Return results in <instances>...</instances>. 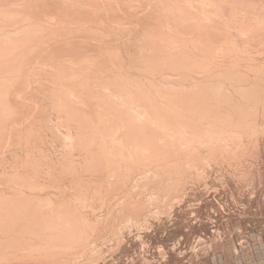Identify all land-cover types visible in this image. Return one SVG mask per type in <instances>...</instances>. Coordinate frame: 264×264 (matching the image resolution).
Segmentation results:
<instances>
[{
	"label": "bare ground",
	"instance_id": "obj_1",
	"mask_svg": "<svg viewBox=\"0 0 264 264\" xmlns=\"http://www.w3.org/2000/svg\"><path fill=\"white\" fill-rule=\"evenodd\" d=\"M58 1L61 2L62 0L61 1L58 0ZM65 1H71V0H65ZM128 1H133V0H128ZM144 1L146 2V0H144ZM160 1H163V0H160ZM160 1H158V4H160L159 3ZM170 1H171V4L174 6V9H171L169 7L170 4L167 3V2H169V0H167L166 3L169 5L167 8H170L169 10L168 9L167 10H168V14L171 13V15L173 17V19H172L173 21L168 20L170 16L167 15L169 17L166 16V18H164L166 20L160 21V23L162 22L161 25L156 26V27H158L157 30H155L156 29L155 25L153 26L154 28L147 25V27L149 26L148 28H150V31L153 29H154V31L151 32L152 34H149V35H146L148 33L143 32L144 34L146 33L145 35L147 36L145 38L146 39L145 41L147 43H146V45L142 46L144 49V54H142L140 52V47H139L140 44H139L137 49H135V50H137L138 53L135 51V53L133 54L132 53L133 50H132V52H130L128 55L130 56V61L140 62L141 64L144 62V63L148 64L146 70L151 75H155V74L161 75V73H166V72L167 73L169 72L172 74L173 73L174 74L181 73L183 76L178 77L177 81L176 80L174 81V79H176V78L171 79L170 77H164L163 76L164 74H162L160 76V77H162L161 84L158 83V84H160V88L159 87L155 88L151 83V85L154 87L152 90H150L152 87L151 88L148 87L150 89H144V88H146L145 86L142 85L144 87L143 88L141 85H139L140 83L137 84L136 81L131 80L129 78V76H127V74L126 75L124 74L128 70L123 72V64H124L123 63V57H122L123 52L121 53L120 50L113 51V50L109 49L110 47L109 48L105 47V45L102 44V43H104V41L99 43L100 48H97L95 46H90V45H87L89 48H86V46L83 45V42H82V40H79V37H82V34H85L87 36L86 31H83V29L85 28V25L83 26L82 31H80V33L81 32L82 33L79 37L74 38L75 34L73 35V31H72L73 38L76 40L69 42L65 39V41H67L66 42L67 46L69 45L68 48H65V49H64V47H61V48H62V50L64 49L66 51H69L70 53H68V54H71V52H72V55H73V53H74V55H75V53L77 54L78 50L86 48V50L84 49V51L85 52L88 51V54L85 55L83 52L81 54L82 57L80 55H79V57H76V56L70 57L69 55L65 54L66 56H69V58L66 57L67 58V60H66V58L64 57V54L62 52L63 57L66 60V61L64 60L65 61V62H63L64 64L60 62L63 59L60 60V58L57 57L56 60L51 59L49 65H47L50 68L49 69L47 67L48 70H51V69H54V67L60 66V65H56V64H58V61L61 64H63L59 68L60 73H56V74H60L59 76L57 75V77H59V78L61 77V80H63V79L64 80L62 82L59 80L61 86H58L56 84L58 86V87H56V89L60 93L61 98H63L62 100L65 99L64 102H66V103H64V104H66V105H64V104L63 105H64V108H66L67 111L69 112V115L67 114L68 116L66 118L68 120L67 122L70 123L69 121L75 120V117H76V119L80 123V128L82 130L84 129L83 132L80 131L81 129L78 130L80 133V136H77L74 138H72V137L70 138V136H69L70 140H72L71 145L73 143L74 147L82 150V152H84V154H86L84 159L81 158V160L83 159V164L80 165V167L79 166L77 167V166H75L76 163L74 164V162L69 161V160H72V159H70L71 157L70 158L66 157L67 159H66L65 167L62 170V172L65 175V177L70 175V176H75L77 178L80 173H88V174H86L87 177L89 174H92V175L94 174V177H95V175H97L96 177L99 176V178H97L99 180L96 179L98 181V183H96L95 185L93 184L94 186H91V184L93 182L89 181V182H91V184H89V187H87V190H85L83 188V185H80L82 183V182H80L82 179H79L80 176L78 177V182L74 185L72 184L74 186L73 188L76 189L75 192L78 191L77 194H75L76 199L79 200L78 202L81 203V207L83 209L87 208L86 203L93 200V197L90 200V198L88 197L90 194H87L86 192L91 190V191H93V195L95 198H100L102 196V192L105 190L106 187H107L106 191H109L110 193L121 191V189L125 188L124 184L126 181L123 183V180H125V179L129 180L135 174H137V173L139 174V172H141V171L143 173L145 171V175L142 176L141 178L140 177L138 178V179H140L139 181H137L138 187H143V188L153 187L156 190L157 189L160 190L164 194H166L167 192H169L168 194H170L172 189H174V188L176 189V188L183 187L185 189L186 188L185 184H187L191 180H195L194 177L197 178L198 181H203L205 179V174H201L199 172V166L205 165V163H204L205 157H203V151L204 150H206L208 154L213 155L217 162L220 161L222 163H230L232 160H237V159L242 160L245 157L244 153L246 152V150H243V151L238 150V151L233 152L232 155L228 154V156L225 157V154H227L226 150L228 148H230L231 145L227 142H221L218 144H213V143L220 142V139L217 137V135H221V133L224 131H228L230 137H232V138H234L236 136V134L238 133V132H236L237 129H239V133L241 135H244L246 130H249L251 127V124H250L251 122L247 123L246 120L251 119L253 121L257 118V116L259 115V112L261 111L262 108H263L262 110L264 111V64L259 65V66L258 65L255 66V64H256L255 59L257 57L253 55L254 52H260L261 50H264V41H263L264 39H262V38L260 39V36L258 35L260 33L259 31H261L263 28L261 26L260 28L258 27L261 30H259V29L254 30V27L251 24L254 22L256 23L257 21H262L261 17L263 16V14H261V16H259L258 11H257L258 14H256L254 11H256V9H258V7L260 8V3L263 0H238L237 1V5H240L242 7V8H240V11H237V13L240 12V14H241V15H239L240 17L245 16L247 13L253 14V15L255 14L254 17H252V18L250 16V19H252V21H250L251 22L250 24H248V23L245 24L243 22V26H242L243 30L238 23L239 22L238 20L240 18L237 16V13L232 14L230 12L229 13L225 12L227 10V8H225V6H223L220 2H216L214 0H170ZM17 2L24 3L25 9L29 6L28 0H7V1H4V6H6L7 9L6 10L4 9L3 11H4V13L7 12V14L5 15L4 13H2L0 11L2 13V14H0L2 16V18L0 16V18H1L0 20L7 22V19H5V17L7 18V16H8V21L10 20L9 18H11V15L13 13L12 9H14L13 4H15V6H16ZM36 2H37V0H36ZM39 2L40 1H38V3ZM115 2H117V1H115V0H76V1H74L73 0L71 2H66L62 6H59V4H58V5H56V7L53 5H50L48 7H44V8H46L45 9L46 12L43 11L44 12L43 14H42L40 8L35 9V11L38 12V10H40L39 12H41V15H44V17L46 18L43 20L42 17H40L41 20H43V21H46V20L50 21L51 20L52 25L59 24V23H61V21H64V20H67V21L72 20V22H74V24H75L77 22L83 23L86 19H89L90 22L91 21L93 23L96 22V24L101 23V26H103L102 24H105V19H106L107 15H109V14L105 15L104 14L105 11H103V9H105L106 6L107 7L109 6L110 7L109 9L113 8L112 6H116L119 3V2H117V3H115ZM125 2L126 1H124V3ZM148 2L149 1H147V3ZM156 2H157V0H156ZM156 2L154 3L155 5H156ZM194 2L198 3V5H195ZM54 3H55V1L53 2V4ZM78 3L81 5H79ZM142 3H144V2H142ZM222 3H224V2H222ZM122 4H123V2H122ZM224 4L226 5V2ZM234 4H236V3L234 2ZM20 5H17V7H19ZM75 5H77V6H75ZM130 5L131 4H129V6ZM160 5L162 6V4H160ZM230 5H232V4H230ZM237 5H234V6L236 7ZM0 6H2L1 3H0ZM8 6H10L12 8H8ZM33 6H35V4H33ZM152 6H153V4H152ZM226 6L228 7V5H226ZM234 6L232 5V7H234ZM17 7H16V9H17ZM29 7H31V6H29ZM29 7L27 8L26 13L30 14V12H28V10H30L31 8L29 9ZM35 7H37V6H35ZM71 7H79L78 8L79 10L76 8H71ZM121 7H124V6L121 5ZM144 7H145V5H144ZM232 7L230 6V8H232ZM243 7L245 9H246V7H248L247 9H250V7L255 8V9L254 10L251 9L249 12H247V10H246V12H245V11H242V10H244ZM18 9H20V8H18ZM160 9H158L157 11H159ZM187 9L189 12L185 11ZM236 9H237V7H236ZM262 9H263V6H262ZM114 10H116V9H114ZM134 10L137 11L136 9H134ZM148 10H149V8H148ZM151 10L152 9H150L149 11L152 12ZM18 11H17V13H18ZM33 11H34V9H33ZM35 11H34V13L36 14L37 12H35ZM125 11H127V10H125ZM263 11L260 13H263ZM117 12L118 11L113 12V10H112V14H117L118 17H121V18L123 16H125V18L129 17V16L126 17V15L122 16L123 13L119 14ZM119 12H121V10H119ZM129 13H131V12H129ZM136 13H138V12H136ZM162 13H163V11L161 12V16H162ZM3 14L5 15V17L3 16ZM17 15H19V14H17ZM30 15L32 16V14H30ZM30 15H25V16L31 17ZM21 16H19L20 20H22L21 18L24 17V16L23 17H21ZM36 16L38 17V15H36ZM136 16H138V15H136ZM3 17L5 20H3ZM32 17H34V15ZM259 17H260V20H258ZM11 19H13L12 24H14V22H15L14 20H17V19H15V16ZM128 19H130V18H128ZM24 20L26 21L27 19L24 18ZM29 20L32 21L31 19H29ZM33 20H35V18ZM159 20H161V19H159ZM254 20H257V21H254ZM119 21H122V20L120 19ZM34 22L36 23V20ZM0 23H2V22H0ZM28 23H29V21H28ZM132 23H133V20H132ZM255 23L253 25H255ZM4 24H0V26L4 25ZM51 24L45 23V25H44V23L43 24L39 23V24H37V25H39V27H37V26H35V27H37L40 30H38V31L33 30L34 32H31V33H28V31H25L26 33H24L22 36H18L16 34H15V36H11L12 34H10L9 36H11V38L9 36H6V37L3 36L4 38L2 37V39H0V60H6L7 61L9 59H12V57H15V55H17L19 53L22 55H26L25 56L26 59L30 61L32 59V57L40 56L44 51H46V50L49 51V50L53 49V48L50 49L49 47H48L49 49H47V46H49V44L57 41L58 39H64L65 37H67L70 34L71 29L70 30L65 29V32H62V33L57 31L58 32L57 33L54 30H52L53 26H49ZM258 24L261 25L262 22H259ZM64 25H66V24H64ZM92 25H94V24H92ZM128 25H129V23H128ZM8 26H10V25H8ZM14 26H15V24H14ZM22 26H24V25H22ZM71 27L73 28L74 26L71 25ZM127 27H121V28L127 29ZM9 28L12 29L11 26ZM56 28H55V30H56ZM129 28H133V27L129 26ZM144 28H146V27H144ZM28 29H29V27L28 28L26 27V30H28ZM108 29H107V32H108ZM134 29L135 28H133V30ZM85 30H87V29H85ZM88 30H92V29H88ZM39 31L42 34V37H39L40 36L38 33ZM41 31H43V32H41ZM93 31L88 32L89 33L88 35H89V37H92V39L90 38L91 40H94V41L96 40L97 44H98V42L101 41V39L104 35H102L101 39H99L98 38L99 36L97 35V37H96L93 34ZM126 31L128 32V30H126ZM147 31H148V29H147ZM1 32H3V30ZM23 32H20V33L22 34ZM44 32H49V35L46 36V34H44ZM97 32H99V31H97ZM63 33H67V34H63ZM105 33H106V31H105ZM136 33H138V32H136ZM17 34H19V32H17ZM115 34H117V33H115ZM115 34H112V37ZM1 35H2V33H1ZM263 35H264V33H263ZM100 36H101V34H100ZM137 36L139 37L138 34H137ZM7 37H9V38H7ZM250 37H252V38H250ZM107 38H106V40H107ZM115 38H117V37H115ZM86 39H87V37H86ZM142 39H144V38H142ZM111 42H113V41H111ZM117 42L119 43V41H117ZM251 42H254L253 45H251L252 44ZM87 43H88V41H87ZM84 44H86V40H85ZM109 44L106 43V45H109ZM240 44H241V47H240ZM91 45H93V44H91ZM94 45H96V44H94ZM127 46H129V45H127ZM169 47L170 48L172 47V49H168ZM160 49H163L164 51H166L168 49L167 56L164 55L163 57L159 58V56L162 54V51ZM53 51H52V53L50 52L52 55L57 54V52H55V54H53ZM60 51H61V49H60ZM148 53L152 57L145 60V55ZM78 54H79V52H78ZM242 54H243V58H240V56ZM22 55H19V57L20 58L23 57ZM59 55L61 56V53ZM96 55H97V57H95ZM230 56H234V57H233V59H230L232 61H230L229 63H228V61H221V62H226L228 64H222L219 62L220 59L226 60L227 57H230ZM260 56H262V55H260ZM19 57L18 58L15 57L16 63H17V61H19V59H20ZM41 57H43V54ZM41 57H40V60H41ZM126 57L128 58V56H126ZM23 59H25V58H23ZM34 59H36V58H34ZM258 59H261V58L259 57ZM262 59H264V56L262 57ZM52 60H54V61L52 62ZM24 61H26V60H24ZM1 62H3V61H1ZM12 63H14V60ZM19 63H18V65L20 66ZM45 63H44V65H41L42 67L37 66L38 67L37 73L39 74L38 77L39 76L43 77V74L45 75V72H48V70L47 71L45 70V68H46V67H44V66H46ZM10 64L4 63L2 65V67L0 65V149L3 150L6 148H9L10 145L6 146V143L9 142L8 140H6V138L8 137L9 131L12 130L11 133H12L13 137L17 138L19 140V142H21V143L23 142L27 146L29 155L25 160H22L20 167H18V169L15 170L14 173L11 170L12 174H10L9 176H6L8 178H6V177L4 178V180L6 181L4 186L6 185V187L10 191H12L13 193L11 196H6V197L3 194H0V263L8 261L12 257H14V258L20 257L19 259L22 260V263H23V261H26V262L32 261L34 263L36 262L37 264H40V263L42 264L45 261L44 262V264H45L48 262V261L46 262L47 259H49V260L53 259V258L57 259V257L58 258L63 257L62 254L63 255H69L72 252H74L73 254H75L76 253L75 250L77 249V246L80 244L87 246L86 242L88 241V238H90V237L86 236L85 233H87L86 231L89 232L92 227H93V229H91V230H94L93 231V233H94L95 232V226L93 223L88 221L87 217H84V216L81 217V215H78L76 212L78 210H75L76 208L74 210L70 209L69 208L70 203H67L68 206L62 207V205H64L65 202L61 201L62 203L60 202L58 204L55 202L57 200H55V201L53 200V197H51V196L44 197L43 196V192L49 191V190L51 191L53 189H55V191H56L58 189L59 185H56L54 182L48 183L47 181H46V183H48V185H45V184L41 183V181H42L41 179L39 181V178L43 175L42 172L44 170L41 171L42 166H43L42 163L40 161L36 160V158H34V153H35L34 150L36 147L35 143H41V141H42V140H40L42 137H40V135L38 134V132H40V134H41V131H39V130H37L38 132H35V130L31 131L32 129L30 128V130L28 131V133L26 135V133L23 134L22 132H20L18 127H15L16 121H18V119H21L19 121H22V119L27 118L28 115H30L32 113V111L35 109L36 105H30L29 103L31 101H29V103H28L29 105L25 103V100L23 101V98L25 96L24 94L25 93L27 94V92H25L23 89V86L25 85V83L21 82L20 80L18 81V79H17V81L13 80L14 82L10 81V80H12V76H13L15 70L12 74L11 70L8 69L10 71L9 73H11L12 76L10 75L11 79H8L9 76H8V78H6V74L8 71L7 70H6L7 72H4V71H5V69H7L8 65L10 66ZM26 64H27V62H26ZM68 64H70V66L77 65L78 68L74 70V68H72V67H71L72 69H69L67 67L68 70L66 69L67 71H65V66ZM25 66H28V65H25ZM11 67H12V64H11ZM23 67H20V68H23ZM18 68H15V69L17 70ZM55 70H51V71L58 72ZM28 71H29V69H28ZM30 71L32 73V70H30ZM51 71H49V72H51ZM35 72L36 71L34 70L33 75H35ZM54 72H52V74ZM18 73L19 72H17V74ZM21 73H23V71H21ZM61 73H63V74L65 73V75L68 74V76L67 75L62 76L63 74L61 75ZM23 75H26V74H23ZM23 75H22V77H24ZM33 75H31V76L33 77ZM46 76H47V74H46ZM16 77L22 78L20 75L19 76L16 75ZM27 77H26V79H27ZM38 77H36V78H38ZM48 77H49V75H48ZM153 77L154 76H152V78ZM195 77H197V79ZM24 78H22V79L24 80ZM41 78H40V80H41ZM13 79H16V78H13ZM43 79L45 80L44 77H43ZM53 80L54 79H52V81ZM31 81L29 83H31ZM54 82H55V80H54ZM74 82L77 86L76 87L70 86ZM153 82H155V81H153ZM66 83H68V84L66 85ZM148 83H150V82L148 81ZM38 84H40V83H38ZM31 85L27 89H30ZM146 85H148V84H146ZM134 86L137 87L139 90H141L142 93H141V96H139V97L142 99V101H139L140 98L139 99L136 98V99L132 100V98H133L132 96H134V95L138 96L140 94L139 93L140 91L138 90V92H137V88L135 90ZM176 86L178 88H176ZM227 87H229L231 90H233V93L227 92ZM114 88H116V90H114ZM123 88H127L128 91H130V94L128 92H127V94H125L124 92L127 91V89L126 90L124 89L125 90L124 91ZM27 89H26V91H27ZM53 89H54V87H53ZM118 90H121V91L119 92ZM122 90L124 91L123 92L124 94L122 93ZM154 90L156 91L155 93L153 92ZM131 91L135 92V93L134 92L132 93V96H131ZM35 92L36 91H34V93ZM52 92H53V90H52ZM136 93H137V95H136ZM50 95H52V93ZM28 97H29V95H28ZM53 98H55V97H53ZM58 98H59V96H58ZM58 98L56 99V101L58 100ZM50 99H51V97H50ZM109 101H111V102H109ZM106 102H107V105H104V103L106 104ZM58 105H59V103H57V106ZM138 106H143V107L145 106V107H147V109L140 111L141 108L139 109ZM36 108H38V107H36ZM58 108H60V107L58 106ZM61 109H62V107H61ZM60 111L61 110H58V112H60ZM38 112H40V111H38ZM57 115H58V113H57ZM253 117H255V118H253ZM41 120H43V119H41ZM19 123H21V122H19ZM79 123L77 125H79ZM42 125H43V123H42ZM65 125H66V123H65ZM77 125H76V127H78ZM25 127H26V125H25ZM42 127H44V126H42ZM69 130H71V129H69ZM211 131L213 132L212 139L215 140V142L212 143L211 140H202L201 139V138L206 136V135H202V134H207V133H210ZM68 132H70V131H68ZM61 135H63V134H61ZM63 145H64V143H63ZM73 146H71V147L74 148ZM72 151H76V150H72ZM69 152H68V154H69ZM74 154H71V155H74ZM42 159H43V157H42ZM73 159H75V158H73ZM77 159L80 160L79 158H77ZM47 161H43V162H47ZM17 164H19V163H17ZM13 169H15V168H13ZM49 169L51 170V168H49ZM47 170H48V168H47ZM48 173L49 174H46V172H45V174L47 175V178L50 175V171ZM6 174H7V172H6ZM57 174L59 175V173H57ZM103 174L106 175V178H107V180H105L106 183L104 182V178H102ZM80 178H83V177H80ZM91 179L92 178H90V180ZM0 180H2V179H0ZM132 180H134V178H132ZM62 181L60 180L59 182L62 183ZM66 183L64 182V184H66ZM83 184H85V183H83ZM72 185H70V186H72ZM87 185H88V183H87ZM127 185L128 184H126V186ZM133 185L137 186L135 183ZM127 187H126V189H127ZM68 190H66V191H68ZM132 190H133V188H132ZM140 190H136V192L135 191H133V192L137 193V191H140ZM179 190L180 189H178V192H179ZM50 191H49V193H50ZM126 191H128V190H126ZM29 192H30V194H29ZM65 193L66 192H64V194ZM82 193H86V194L83 196ZM60 194H61V192H60ZM67 194L68 193H66L65 195H67ZM46 195H48V194H46ZM178 195H179L178 197H180L181 194L179 193ZM107 197H108V195H107ZM143 197L147 198L145 196H143ZM119 198H122V197H119ZM123 198L126 199L127 196L123 197ZM162 198H163V195H162ZM169 198H167V199L170 200L171 198L170 199ZM129 199H130V197H129ZM152 199H154V198H152ZM64 201H65V199H64ZM70 201L72 203V200H70ZM57 202H59V201H57ZM101 202H104V201H101ZM101 202H99V204ZM159 202H158V204H159ZM135 203H137V201ZM138 203H140V201ZM152 203H150V204H152ZM124 204H126V203H124ZM124 204H123V206H124ZM137 204H134V206H132V208H131V212L133 214L132 213H129V214H131L133 216L135 215L138 217L142 208L144 209L145 206H143V207L136 206ZM156 204H154V205L156 206ZM166 204H168V202ZM103 205H105V204L103 203ZM120 206H122L121 203H120ZM120 206H119V208H120ZM130 207L127 208V210L130 211ZM159 207L161 208V205H159ZM166 207H167V205H166ZM115 208H118V207L115 206ZM154 208H158V207H154ZM92 210H93V208H92ZM101 210H102V208L100 210H98V213H100ZM149 210H150V208H149ZM149 210H147V212ZM166 210H167V208H166ZM166 210H163V211H165V213H166ZM95 211H93V213H97ZM112 211L114 212V210H112ZM143 211H145V210H143ZM167 211L170 212L169 209ZM89 212H90V210H89ZM115 212H114V214H115ZM123 212L124 211H122L121 214H123ZM81 213H84V212H81ZM88 213H87V215H88ZM127 213H128V211H127ZM129 214H128V216H129ZM154 215H156V214H154ZM112 216L110 218H112ZM122 216L124 217V214ZM125 216H127V215H125ZM123 217H122V220H123ZM137 217H136V219H137ZM131 218H129V219H131ZM97 219L98 218H96V220ZM134 219H135V217H134ZM147 219H149V218H147ZM126 220H127V218H126ZM126 220L124 219L123 221H126ZM107 223H108V221L105 224L107 225ZM134 223H135V221H134ZM122 224H123V222H122ZM136 224H138V223L136 222ZM98 225H96V226H98ZM100 225H101V223H100ZM124 226H125V224H124ZM113 230H115V228ZM98 231H99V229H98ZM105 231L107 232V230H105ZM96 232H97V230H96ZM94 234H96V233H94ZM94 234H93V237H94ZM116 235H117V233H116ZM116 235H114V236L116 237ZM119 242H121V241H119ZM88 243H89V241H88ZM105 243H107V242H105ZM97 244L100 245L99 243H97ZM82 248H84V247H82ZM89 250H90V248H88V251ZM100 250H98V251H100ZM90 252H92V251H90ZM94 253H92V254H94ZM75 255H77V254H75ZM91 255H89V256H91ZM95 255L97 256L98 254H95ZM95 255H94V257H96ZM70 256H72V255H70ZM78 256L79 255H77L76 257L78 258ZM76 257H74V258L76 259ZM71 258L73 259V257H70V259ZM92 258L93 257L91 256L89 259H92ZM81 260H82V257H81ZM14 261H16V260L14 259ZM51 261L52 260H50V263H51ZM66 261H67V259H66ZM54 262H52V263H54ZM75 262H77V260H75ZM78 262H79V260H78ZM94 262L95 261H93V263ZM56 263L58 264V262H56ZM59 263L61 264L63 262H59Z\"/></svg>",
	"mask_w": 264,
	"mask_h": 264
},
{
	"label": "rangeland",
	"instance_id": "obj_2",
	"mask_svg": "<svg viewBox=\"0 0 264 264\" xmlns=\"http://www.w3.org/2000/svg\"><path fill=\"white\" fill-rule=\"evenodd\" d=\"M4 1H7V0H0V3L2 5V6H0V11L2 13H4V11H3L4 9L5 10L7 9L6 6H4ZM38 1H40V2L38 3ZM46 1L47 0H37V2H36V0H28V2H29L28 5L31 6V7L28 6L29 9L31 8L30 10H28V12H30V14H32V16L34 15V17H32L29 13H26L28 7L25 9V7H24L25 4L24 3L17 2L16 6H15V4H13L14 5L13 8L15 10L12 9L13 13L11 15V18H13L15 16V19H17L24 12L26 14L24 13L21 16V17L24 16L23 18H21L23 21L20 20V17L17 20H14L15 21L14 22L15 26H14V24H12L13 23V19L9 18L10 20L8 21V16H7V18L5 17L7 12H5L4 13L5 15L3 14V16L5 17V19H7V22L0 20V22H2L0 24H4V23L6 24V25L5 24L1 25L2 27L0 26V30L1 29L3 30V32H1L2 30L0 31V39H2L3 36L6 37V36H9L10 34H12L11 36H15V34L18 35V36H22L24 33H26L25 31H28V33H31V32L40 30V29L37 28V27H39V25H37V24H39V23H41V24L44 23V25H45V23L46 24H49V23L51 24V20L50 21H47V20L43 21L44 19H46L44 17V15H41V12H42V14L44 12H46L45 11L46 8H44V7H48L50 5H53V6L56 7V5H58V4H59V6H62L66 2H71L73 0H71V1H65V0L61 1L60 0L61 2H59L57 0L59 3L56 0H48L49 2L48 1L46 2ZM54 1H55V3L53 4ZM74 1H76V0H74ZM115 1L119 2L116 6H112L113 8H111V9H109L110 8L109 6L108 7L106 6L105 7L106 10L103 9V11H105V13L103 12L105 15L109 14V15H107V17L105 19V24H102L103 26H101V23L96 24V22L93 23L92 21H91L92 22L91 23L89 19H86L83 23H78L77 22L79 25L77 23L74 24V22H72V20H70V21L64 20V21H61V23H59V24H54V25L51 24V25H49V26H53L52 30H54L55 32L58 31V32L62 33V32H65V29L66 30H68V29L70 30L71 29L70 30L71 32L69 31L70 34L67 37H65L64 39H58L57 41H55L56 43L53 42V43L49 44V46H47V49H49V48L50 49L53 48V49H51L49 51L48 50L44 51L42 53L43 57H41L42 56V54H41L40 56L32 57V59H31L32 61L31 60L29 61V60L26 59V57H25L26 55H22V54L18 53L17 55H15L16 58H18L19 55H22L23 57H21V58L19 57L20 59H19V61H17V63L15 62L16 61L15 57H12V59H9L10 61L9 60H7V61L6 60H0L1 67H2V65L4 63L5 64L6 63L7 64H10V63L12 64L13 68L11 67V64H10V66L8 65L7 69H5V71L3 70L4 72L8 71L7 74H6V78H8V76H9L8 79H11V76H12L14 70H15V72H14V74L12 76V80H10V81H13V80L17 81V79H18V81L20 80L21 82L25 83V85L23 86V89H24L25 92H27V94L25 93L24 94L25 96L23 95L24 96L23 101L25 100L26 104H28L29 101H31L29 103L30 105H36L35 109L32 111V113L30 115H28L27 118L22 119V121H19L21 119H18V121H16V124L18 126L15 123L14 124H15V127H18L20 132H22L23 134L26 133V135H27L28 131L30 130V128L32 129L31 131H33V130H35V132H38L37 130L41 131V134H40V132H38V134L40 135V137H42L40 139L42 141H41V143H35L36 147H35V150H34V152L36 153V154L34 153V158H36V160H38V161H40L42 163L43 166H42L41 171L44 170L42 172V174H43L42 176L43 177L41 176L39 178V181L41 179L42 180L41 183L45 184V185H48L49 182H54L56 185H59L58 189L56 191H55V189H53L51 191L49 190L50 193H49V191L43 192V196L44 197H47V196L53 197L54 201L55 200L59 201V202L55 201L58 204L61 201L65 202L64 205L61 204L62 207L63 206H68L67 203H70L69 204L70 205L69 206L70 209L74 210L76 208L75 210H78V211H76L78 215H81V217H83V216L87 217L88 221L93 223L94 226H95V232L94 233H96V234L93 233L94 230H91V229H93V227L90 229L89 232L86 231L87 233H85L86 236L90 237V238H88L89 243H88V241L86 242L87 246L80 244V245L77 246V249L75 250L76 251L75 254L79 255L80 257L78 256V258H77L76 257L77 255L73 254L74 252H72L69 255H63L62 254L63 257H60L61 256L60 255L59 256L60 258L57 257V259L56 258L55 259L54 258L50 259V260H52L51 263H50V260L46 258L47 260L46 259L45 260H46V262L47 261L48 262L45 263V264H48V263L49 264H57L56 262H58V264H60L59 262H63L64 264L65 263L66 264H74V263L75 264L76 263L77 264H91V263L92 264H264V111L262 110L263 108L261 109V111L259 112V115L257 116V118L255 120H253V121L251 119H247L246 120L247 123L251 122L250 123L251 127H250L249 130H246L244 135H241L239 133V129H237L236 132H238V133L236 134V136L234 138H232V137H230L228 131H224V132L221 133V135H217V137L220 139V142L213 143V142H215V140L212 139V134H213L212 131L210 133H207V134H202V135H206L205 137L201 138L202 140H211L213 144H218V143H221V142L229 143L231 145V147L226 150L227 154H225V157H227L228 154L232 155L233 152H235V151L246 150V152L244 153L245 157L244 158L242 157L243 158L242 160L237 159V160H232L230 163H222L220 161L217 162L213 155L208 154L207 151L204 150L203 151V157H205V159H204L205 160V162H204L205 165L199 166V172L201 174H205V179L203 181H198V179L194 177L195 180H191L187 184H185V186H186L185 189L186 190L183 187L176 188V189L174 188L175 190L172 189L170 194H168L169 192L164 194L160 190H158V189L156 190L153 187H146V188L138 187L137 181L140 180L138 178L139 177L141 178L142 176L145 175V171H144V173L141 171V172H139V174L137 173V174H135L132 177V178H134V180H132V178H130L129 180H126V179L123 180V183L126 181L125 184H124L125 188L121 189V191L110 193L109 191H106L107 190V187H106L105 190L102 192V196L100 198H95L94 195H93V191H91V190L86 192L87 194H90L88 196L90 198V200L93 197V200L88 202L89 204L86 203L87 208L83 209L81 207V203L78 202L79 200L76 199V195L75 194H77L78 191L75 192L76 189L73 188L74 187L73 185L78 182V177L79 176L83 177V178L79 177V179H82L80 181L82 183L81 184L79 183V184L83 185V188L85 190H87V187H89V184H91V182H93L91 184V186H94L96 183H98L97 180H99V179H97V178H99V176L96 177L97 175H95V177H94V174L93 175L89 174L88 177H87L86 174H88V173H80L77 178L75 176H70V175L65 177V175L62 172V170L65 167V163H66V159H67L66 157H68V158L71 157L70 159H72V160H69V161L74 162V164L76 163L75 166H77V167L79 166L80 167V165L83 164V159H84V157L86 155V154H84V152H82V150L77 149L76 147H74L73 143L71 145V141L72 140H70V138L71 137L74 138V137L80 136V133L78 131V130L81 129L80 128V123L76 119V117H75V120H72L73 122L72 121H69L70 123L67 122L68 120L66 118L69 115V112L67 111L66 108H64V105H66L64 103H66V102H64L65 99L62 100L63 98H61L60 93L56 89V87L61 86L59 80L61 82L64 80V79L61 80V77L60 78L57 77V75L59 76L60 74H56V73H60L59 68H60L61 65L64 64L63 62H65L67 60V58H69V56L70 57H73V56L74 57L75 56L79 57V55H80L82 57L81 54L83 52H84L85 55H87L88 51H86V52L84 51V49L86 50V48H89L87 45L95 46L97 48H100V44L99 43L104 41V43H102V44H104L105 47H108V48L110 47L109 49H111L113 51L120 50L121 53L123 52L122 53L123 63H124L123 64V72L128 70L124 74L125 75L127 74V76H129V78L131 80L136 81L137 84L140 83L139 85L145 86L146 88H144L142 86L144 89H150L151 87L152 88L150 90H152L154 87L155 88L156 87L160 88V84H161V81H162L161 80L162 77H160V76L162 74H164L163 75L164 77H170L171 79L176 78V79H174V81L175 80L177 81L178 77L183 76L181 73H178V74H174L173 73L172 74V73H169V72L168 73L167 72L166 73H161V75L160 74L151 75L146 70L148 64H146L144 62L141 64L140 62L130 61V56L128 55L130 52H132V50H133V52H132L133 54L135 53V51L137 52V50H135V49H137L139 44H140V46H139L140 47V52L142 54H144V49H143L142 46L146 45V43H147L145 41L146 40L145 38L147 37L146 35L152 34L151 32L154 31V29H153L154 27L153 26L155 25V28H156L155 30H157L158 27H156V26L157 25H161L162 22L160 23V21L166 20L164 18H166L167 15L170 16V17L167 16V17H169L168 20L171 21L173 19L171 13L168 14V10L170 8L174 9V6L171 4V1L169 0V2H167L168 4H170V6L166 3L167 0L166 1L165 0H163V1L157 0V2H156V0H153V1L152 0H146V2L144 0H133V1L115 0ZM124 1H126V2L124 3ZM147 1H149L148 2L149 4L147 3ZM154 1L156 2V5L154 4L155 3ZM158 1H160L159 3L162 4V6L160 4H158ZM214 1L220 2L223 6H225V8H227V10L225 12H227V13L230 12V13L234 14V13H237V11H240V8H242L240 5H237V1L238 0H214ZM221 1L224 2V3L226 2V5H228V7L224 3H222ZM117 2H115V3H117ZM122 2H123V4H122ZM142 2H144V3H142ZM234 2L236 4H234ZM33 4H35V6H37L38 8L33 6ZM129 4H131L132 6L131 5L129 6ZM152 4H153V6H152ZM230 4H232L233 6L237 5L236 6L237 9H236L235 6H234L235 7L234 8ZM17 5H20V6L17 7ZM79 5H81V4H79ZM121 5L124 6V7H121ZM144 5H145V7H144ZM195 5H198V3H195ZM229 5L232 8H230ZM75 6H77V5H75ZM168 6L170 8H167ZM262 6H263V9H262ZM16 7H17V9H16ZM8 8H12V7L8 6ZM18 8H20V9H18ZM39 8L41 10V12H39L40 10H38V12L40 14L37 11H35V9H39ZM71 8L78 9L79 7H71ZM148 8H149V10L152 9L151 11L152 12L154 11V12L153 13L150 12L148 10ZM247 8L248 7H246V9L244 8V10H242V9L241 10L245 11V12L247 10V12H249L251 9H253V10L255 9V8H251V7H250V9H247ZM33 9H34L35 12H37L36 14L34 13ZM114 9H116V10H114ZM118 9L121 10V12H119ZM134 9H136L137 11H135ZM158 9H160L161 11L160 10L157 11ZM16 10L17 11L21 10V11L20 12L18 11V13H17ZM112 10H113V12L114 11H118L117 13H119V14L123 13L122 16L126 15V17L127 16H129V17H127V18H125V16H123L122 18L118 17L117 14H112ZM125 10H127V11H125ZM263 10H264V0L261 1L260 8L258 7V9H256V11H254V12L256 14L259 13L258 14L259 16H261V14H263V16H264V11ZM162 11H163V13H162V16H161V12ZM185 11L189 12L188 9L185 10ZM257 11H258V13H257ZM262 11H263V13H260ZM1 12H0V14H2ZM129 12H131V13H129ZM136 12H138V13H136ZM134 13L136 15H138V16H136ZM17 14H19V15H17ZM25 15H30L31 17L25 16ZM36 15H38L39 18L42 17L43 20H41V18L39 19ZM239 15H241L240 12L237 13V16L240 18L238 20L239 21L238 23H239L240 27L242 28L243 22L245 24L246 23L250 24L251 23L250 21H252V19H250V16L252 18V17H254L255 14L253 15V14L247 13L245 16H241V17ZM4 17H3V20H5ZM262 17H261L262 21L254 20V21H257L256 23L253 21L255 23V25H253L254 23H251L252 26L254 27V30L255 29H259L262 26L263 29L262 30L259 29L261 31H259L260 33L258 32L259 33L258 35L260 36V39L261 38L264 39V37H263L264 36L263 35V33H264V26H263L264 25V22H263L264 19L263 18L264 17L263 18ZM1 18H2V16H1ZM24 18L27 19V20L25 21ZM34 18L36 20V23L34 22L35 20H33ZM128 18H130V19H128ZM29 19H31L33 22L30 21ZM120 19L122 21H119ZM159 19H161V20H159ZM132 20H133V23H132ZM258 20H260V17H259ZM28 21H29V23H28ZM259 22H262L263 25L262 24L259 25L258 24ZM87 23L88 24L90 23L89 24L90 26ZM128 23H129V25H128ZM64 24H66V25H64ZM92 24H94V25H92ZM8 25H10L12 29H10L9 28L10 26H8ZM22 25H24V26H22ZM71 25L74 26V27L72 28ZM84 25H85V28L83 29V31H86L87 36L85 34H82V37H79L81 35V33H82V32L80 33V31H82V28H83ZM147 25H149L150 27H153L152 28L153 30L150 31V28H148L149 26L147 27ZM35 26H37V27H35ZM129 26L133 27L135 29L133 30V28H129ZM26 27L27 28L29 27V29L26 30ZM121 27H127V29H124V28H121ZM144 27H146L148 29V31ZM55 28H56V30H55ZM106 28L107 29L109 28L108 32H107ZM85 29H87V30L88 29H92V30H88L87 31ZM126 30H128V32ZM242 30H243V28H242ZM72 31H73V35L75 34L74 38L75 37H79V40H82L83 45L86 46V48L78 50L79 54L77 52V54L75 53V55H74V53L72 55V52H71V54H68L70 52L64 50L65 48H68V46H69V45L67 46V43H66L67 41L70 42V41L76 40V39L73 38ZM90 31H93V34L96 37L98 35L99 39H101L102 35H104L102 37L101 41L98 42L99 45L97 44L96 40H95L96 41L95 42L94 40H91L92 37H89V35H88L89 33L88 32H90ZM97 31H99V32H97ZM105 31H106V33H105ZM17 32H19V34H17ZM20 32H23V33L21 34ZM41 32H43V31H41ZM136 32H138V33H136ZM143 32H146L148 34L145 33L146 34L145 35ZM1 33H2V35H1ZM38 33L40 35V36L39 35L38 36L42 37V34L40 33V31ZM99 33L101 34V36H100ZM111 33L112 34L117 33V34L113 35V37H112ZM44 34H46V36H48L49 32H44ZM63 34H67V33H63ZM137 34L139 35V37L137 36ZM11 36H9V37L11 38ZM85 36L87 37L88 40L86 39ZM9 37H7V38H9ZM115 37H117V38H115ZM106 38H107V40H106ZM142 38H144V39H142ZM250 38H252V37H250ZM65 39L67 41H65ZM85 40H86V44H84ZM87 41H88V43H87ZM111 41H113V42H111ZM117 41H119V43ZM90 43L93 44V45H91ZM106 43L107 44L110 43V44L106 45ZM251 43H252L251 45H253L254 42H251ZM94 44H96L97 46L94 45ZM115 45L116 46L118 45V46L116 47ZM127 45H129V46H127ZM61 47H64V49H63L64 51L62 50ZM240 47H241V44H240ZM59 48L61 49V51H60ZM168 49H172V47L171 48L169 47ZM168 49L166 51H164L163 49H160L162 51V54L159 56V58L163 57L164 55L167 56ZM52 51H53V54H55V52H57V54L52 55L51 54ZM62 52L64 54V57L65 58L67 57L66 60L64 59ZM60 53H61V56L59 55ZM65 54H67L69 56H66ZM253 55L257 57L255 59V61H256L255 66L256 65L259 66V65L264 64V59H262V57L264 56V50H261L260 52H254ZM260 55H262V56H260ZM126 56H128V58ZM40 57H41V60H40ZM57 57L60 58V60L63 59V60L60 61L63 64H61L58 61V64H56V65H60V66L54 67V69H51V70H55L56 69L55 71H58V72H54V71L48 70L49 67L47 65H49L51 59L56 60ZM95 57H97V55ZM151 57L152 56L148 53V54L145 55V60L149 59ZM233 57L234 56L227 57L226 60L220 59L219 62L222 63V64H228L230 61H232L230 59H233ZM259 57L261 59H258ZM23 58H25V59H23ZM34 58H36V59H34ZM240 58H243V54L240 56ZM13 60H14V63L16 65L14 63H12ZM24 60H26V61H24ZM54 60H52V62ZM1 61H3V62H1ZM221 61H228V63L221 62ZM26 62H27V64H26ZM18 63L20 64V66L18 65ZM44 63L46 65L44 67H46V68L48 67L47 69L45 68V70L46 71L48 70V72H45V75L42 73L43 77L45 78V80L43 79L42 76H41L42 78L40 76L38 77L39 74L37 73V70H38L37 68L39 66H41V65H44ZM25 65H28V66H25ZM20 67H23V68H20ZM67 67L69 69L74 68V70L78 68L77 65L70 66V64H68V65L65 66V71L68 70ZM15 68H18V69L16 70ZM8 69L11 70L12 74L9 73L10 71ZM28 69H29V71H28ZM30 70H32V73H31ZM34 70L36 71L35 75H33ZM21 71H23V73H21ZM49 71H51V72H49ZM17 72H19V73L17 74ZM52 72H54V73L52 74ZM23 74H26V75H23ZM46 74H47V76H46ZM62 74L63 73H61V75ZM16 75L17 76L20 75L21 77H22V75L24 77L25 76L26 77L28 76V77H27V79H26V77L25 78L22 77V78H24V80H23L22 78H19V77L17 78ZM31 75H33V77ZM48 75H49V77H48ZM64 75H65V73L62 76H64ZM66 75L68 76V74H66ZM35 76L38 77V78H36ZM152 76H154V77L152 78ZM13 78H16V79H13ZM40 78H41V80H40ZM195 78L197 79V77H195ZM52 79H54L55 82H54V80L52 81ZM30 81H31V83H29ZM148 81L150 83H148ZM153 81H155V82H153ZM38 83H40V84H38ZM151 83H152V85L154 87L151 85ZM158 83H160V84H158ZM29 84L30 85L32 84L31 88L27 89V88L30 87ZM67 84L68 83H66V85ZM146 84H148L149 86L146 85ZM70 86L76 87L77 85L74 82ZM135 86H134V88L136 90L137 87H135ZM24 87L27 89V91H26V89ZM53 87H54V89H53ZM148 87H150V88H148ZM176 88H178V87L176 86ZM124 89L126 90L127 88H123V90ZM52 90H53V92H52ZM114 90H116V88H114ZM123 90H122V93L125 91V90L124 91ZM138 90L139 89L137 88V92H138ZM34 91H36V92L34 93ZM118 91L120 92L121 90H118ZM139 91H140L139 92L140 94L138 96H135V95L132 96V93L134 91H131V96L133 97L132 100H134L136 98L137 99L140 98L139 96H141L142 92H141V90H139ZM127 92L130 94V91H128V89L124 93L127 94ZM153 92L155 93L156 91L154 90ZM227 92L233 93V90H231L229 87H227ZM51 93H52V95H50ZM28 95H29V97H28ZM136 95H137V93H136ZM49 96L51 97V99H50ZM58 96H59V98H58ZM53 97H55V98H53ZM56 97L58 98L57 101H56V99H57ZM59 100L60 101L62 100L63 102L62 101L60 102ZM139 101H142V99L140 98ZM109 102H111V101H109ZM57 103H59L58 106L60 108H58ZM104 105H107V102H106V104L104 103ZM36 107H38V108H36ZM61 107H62V109H61ZM138 107H139V109L141 108L140 111L141 110L143 111V110L147 109V107H145V106H144L145 108L143 106H138ZM58 110H61V111L58 112ZM38 111H40V112H38ZM57 113H58V115H57ZM253 118H255V117H253ZM41 119H43V120H41ZM40 121L43 123V125H42V123ZM19 122H21V123H19ZM65 123H66V125H65ZM78 123H79V125H77ZM25 125H26V127H25ZM76 125L78 127H76ZM42 126H44V127H42ZM69 129H71V130H69ZM83 130L81 129L80 131L83 132ZM68 131H70V132H68ZM11 132H12V130L9 131L10 135L8 134V137L6 138V140L9 141L8 143H6V146L10 145L9 148L3 149V150L0 149V179H2V180H0V186H1L0 187V189H1L0 190V194H3L5 197L6 196H11L13 192L10 191L6 187V185L4 186V184L6 182L4 180V178L6 176H9L10 174H12V171L14 173V171L17 170L18 167H20L22 160H25L28 157V155H29L27 146L23 142L22 143L19 142V140L17 138L13 137ZM61 134H63L64 136L61 135ZM69 136H70V138H69ZM63 143H64V145H63ZM71 146H73L74 148H72ZM72 150H76V151H72ZM68 152H69V154H68ZM71 154H74V155H71ZM42 157H43V159H42ZM73 158H75L76 160L73 159ZM77 158H79L80 160H78ZM81 158H83V159L81 160ZM43 161H47V162H43ZM17 163H19V164H17ZM13 168H15V169H13ZM47 168H48V170H47ZM49 168H51V170ZM49 171H50V175L48 176V178H49L48 179L46 174H49L48 173ZM6 172H7V174H6ZM45 172H46V174H45ZM57 173H59V175ZM6 178H8V177H6ZM90 178H92V179L90 180ZM102 178H104V182H105V180H107L105 174L102 175ZM60 180L61 181L63 180L62 183L59 182ZM46 181L48 183H46ZM89 181H91V182H89ZM64 182L65 183L67 182V183L64 184ZM83 183H85V184H83ZM87 183H88V185H87ZM134 183L137 186L133 185ZM126 184H128L127 185L128 187L126 186ZM70 185H72V186H70ZM126 187H127V189H126ZM132 188H133V190H132ZM178 189H180L179 192H178ZM66 190H68L69 192L66 191ZM126 190H128V191H126ZM136 190H140V191H137V193H135ZM133 191H135V192H133ZM60 192H61V194H60ZM64 192L68 193L67 194L68 196L65 195L66 193L64 194ZM86 193H82L83 196ZM179 193L181 194L180 197H178ZM29 194H30V192H29ZM46 194H48V195H46ZM107 195H108V197H107ZM162 195H163V198H162ZM126 196H127V198L124 199L123 197H126ZM128 196L130 197V199H129ZM143 196H145L147 198H144ZM119 197H122V198H119ZM151 197L154 198V199H152ZM167 198H169L170 200H168ZM64 199H65V201H64ZM70 200H72V203H71ZM100 200L104 201V202H101ZM136 201H137V203L140 201V203H138L139 205L137 203H135ZM99 202H101V203L99 204ZM152 202L154 204L157 203L156 206ZM158 202H159V204H158ZM167 202H168V204H166ZM103 203L105 205H103ZM120 203H121L122 206H120ZM124 203H126L127 205L124 204ZM150 203H152V204H150ZM123 204H124V206H123ZM134 204H137L136 206H140V207L145 206L144 209L142 208V210H141L142 213L140 212L138 217L135 216V215L133 216V215L129 214V213H132L131 212V208H132V206H134ZM159 205H161V208L159 207ZM166 205H167V207H166ZM115 206L118 207V208H115ZM119 206H120V208H119ZM129 207H130V211L127 210V208H129ZM154 207H158L159 209L158 208H154ZM92 208H93V210H92ZM101 208H102V210L100 211V213H98V210H100ZM149 208H150V210H149ZM166 208H167V210L169 209L170 212H168L166 210ZM125 209L128 211V213H127V211ZM146 209L149 210V211L147 212ZM89 210H90V212H89ZM112 210H114V212L116 211L115 214H114V212ZM143 210H145V211H143ZM163 210H166V213ZM93 211H95L97 213H93ZM122 211H124L123 212L124 217L122 216L123 214H121ZM81 212H84V213H81ZM87 213H88V215H87ZM128 214H129V216H128ZM154 214H156V215H154ZM125 215H127L128 217L125 216ZM111 216H112V218H110ZM122 217H123V220L124 219L126 220V218H127V220L123 221ZM134 217H135V219H134ZM136 217H137V219H136ZM96 218H98V219L96 220ZM129 218H131V219H129ZM147 218H149V219H147ZM107 221H108V223L106 225L105 223ZM134 221H135V223H134ZM122 222H123V224H122ZM136 222L138 224H136ZM100 223H101L102 226L100 225ZM124 224H125V226H124ZM96 225H98V226H96ZM114 228H115L116 231L113 230ZM98 229H99V231H98ZM96 230H97V232H96ZM105 230H107V232ZM116 233H117V235H116ZM93 234H94V237H93ZM114 235H116V237ZM119 241H121V242H119ZM105 242H107V243H105ZM97 243H99L100 245H98ZM91 246L92 247L94 246V247L92 248ZM82 247H84V248H82ZM87 247L90 248L89 251H88ZM96 250L97 251L100 250V251L97 252ZM90 251H92V252H90ZM92 253H94V254H92ZM95 254H98V255L96 256ZM70 255H72V256H70ZM89 255H91L93 257L92 258L93 260L89 259L91 257ZM94 255L96 257H94ZM70 257H73V259L72 258L70 259ZM74 257H76V259ZM81 257H82V260H81ZM19 258L20 257H15V258L12 257L8 261L2 262L0 264H37L36 262L34 263L32 261H29V262L23 261V263H22V260H20ZM14 259L16 261H14ZM66 259H67L68 262L66 261ZM75 260H77V262H75ZM78 260H79V262H78ZM93 261H95V262L93 263ZM44 262L42 264H44ZM52 262H54V263H52ZM63 263H61V264H63Z\"/></svg>",
	"mask_w": 264,
	"mask_h": 264
}]
</instances>
